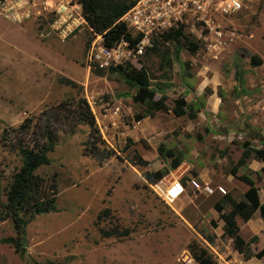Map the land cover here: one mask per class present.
<instances>
[{
  "label": "rangeland",
  "instance_id": "1",
  "mask_svg": "<svg viewBox=\"0 0 264 264\" xmlns=\"http://www.w3.org/2000/svg\"><path fill=\"white\" fill-rule=\"evenodd\" d=\"M44 1H29L18 10L17 21L0 9V135L27 117L83 96L101 139L115 154L101 164L82 155L86 125L59 132L57 146L48 154L50 164L34 172L43 190L55 183L56 212L28 222L22 259L3 242L18 235L0 205V264H198L197 255L210 264H264V257H255L264 248V230L250 234L235 215L247 242L239 253L221 220L232 208L196 217L192 212L202 213L208 201H183L194 219L188 223L175 203L166 204L150 187L153 182L145 180V174L155 172L178 177L179 169L200 175L208 187H232V197L244 200L248 186L229 171L244 150H264V0H245L240 13L209 26L183 19L169 30H179L180 36L164 40L167 32L149 35L141 54L123 58L119 65L144 67L156 97L166 96L167 112L139 120L144 107L132 101L135 89L119 75L99 70L102 76H97L87 67L86 51L92 43L98 45V35L75 15L77 28L62 39L52 27L57 0ZM186 39L197 45L195 52L186 49ZM126 45L122 47L134 46ZM251 57L260 64L252 65ZM181 99L183 116L174 109ZM173 160L180 161L177 168ZM20 162L16 150L0 143L2 188ZM240 175L253 181L264 205V163L251 154L237 168ZM4 202L2 196L0 204ZM186 253L189 260L182 261ZM248 254L252 257L246 260Z\"/></svg>",
  "mask_w": 264,
  "mask_h": 264
},
{
  "label": "trees",
  "instance_id": "2",
  "mask_svg": "<svg viewBox=\"0 0 264 264\" xmlns=\"http://www.w3.org/2000/svg\"><path fill=\"white\" fill-rule=\"evenodd\" d=\"M136 0H77L80 5L81 15L94 35L102 37V44L105 47H115L123 39L133 46L138 40L131 39L126 33V28L119 19L134 5ZM180 31H168L163 35L164 40L175 39L180 36ZM186 49L189 52H195L197 45L190 40H185ZM251 64L257 66L260 60L251 57ZM97 76H102L101 71H95ZM109 74L121 76L124 83L135 89L132 101L144 107L142 116L152 117L156 112H167L166 96L160 94L156 97L150 89L149 78L144 67L136 68L129 63L125 66L116 65L108 69ZM67 83L72 84L70 81ZM185 102L175 101L174 109L179 116L184 115L183 108ZM78 125H86L89 128L86 140L82 143V155L90 156L98 164L112 157L115 152L108 148L101 139L99 130L95 125V118L87 100L83 96L64 100L48 109L43 110L38 115L25 118L16 128L10 127L4 129L0 135V143L3 148L9 151L16 150L20 157V165L14 169L11 174L10 182L2 188V177L0 175V202L2 196L5 202L1 203L5 215L12 221L15 230H17V239L7 238L3 242L11 244L19 256L23 259L25 255L26 239L25 227L28 222L36 215L56 212L55 207V183L51 184L47 190H43L34 177V172L40 167L50 164L48 154L57 146L59 141V132L71 133ZM129 142V141H128ZM161 154V151L159 152ZM169 157L173 155L168 152ZM257 161L264 163V150H244L241 158L233 165L229 171L232 177L248 186L244 193V200L233 202L231 210L221 215L223 221V232L232 240L233 248L242 253L246 243L239 236V228L235 222V215L246 222L251 219L254 213H258L264 222V205L258 201L257 190L254 183L245 175L236 176L237 168L244 165L245 161L251 156ZM173 167L177 168L179 160H173ZM172 161V162H173ZM164 174L160 172L145 174V180L156 182ZM224 201H230L229 196H225ZM215 210L222 212L223 206L215 204ZM27 216V219L24 216ZM1 216V215H0ZM1 218V217H0ZM257 241V237H252ZM252 256L247 255L249 260ZM258 259L264 257V248L255 255ZM198 264H210L200 256L195 257ZM28 264H59L57 262L47 261L44 263L29 261Z\"/></svg>",
  "mask_w": 264,
  "mask_h": 264
},
{
  "label": "built area",
  "instance_id": "3",
  "mask_svg": "<svg viewBox=\"0 0 264 264\" xmlns=\"http://www.w3.org/2000/svg\"><path fill=\"white\" fill-rule=\"evenodd\" d=\"M29 1L31 0H1L0 9L7 18L17 21L20 18L18 10ZM43 4H47V0ZM244 7L245 0H136L119 21L131 29L139 40L131 47L132 49L122 47V45L127 46L123 39L115 47L108 48L102 44V37L97 36L98 45L94 47L95 43H92L86 51L87 67L92 70L108 71L110 67L119 65L128 55L141 54L143 44L148 42L149 35L168 32L183 19L209 26L214 24L216 19L240 13ZM52 10L54 17L52 27L62 39L71 36L77 28L79 23L75 15L83 22L81 8L77 3L60 0ZM188 183L191 191L198 194L213 195L215 192L225 194L223 188H210L198 183L193 177L188 180ZM150 187L166 204L176 202L187 192L179 177L164 176ZM189 258L190 254L186 253L182 261H188Z\"/></svg>",
  "mask_w": 264,
  "mask_h": 264
},
{
  "label": "crops",
  "instance_id": "4",
  "mask_svg": "<svg viewBox=\"0 0 264 264\" xmlns=\"http://www.w3.org/2000/svg\"><path fill=\"white\" fill-rule=\"evenodd\" d=\"M60 0H57V3H56V6L59 4ZM185 172V171H183ZM177 173H180L178 175V177L181 179V182L185 185L186 187V190L187 192L179 199L177 200L175 203L176 205V211L178 213V215L180 216V218H183V217H186V221L188 223H192L194 221L193 219V216H189V212H187L185 209H184V206L182 205L183 201H190V200H193V198H196V200H200V202H204V201H208L206 204H208V208H206L202 213H199V214H196L195 212H192L193 214H195L194 216H200V215H205L204 213L206 212H211L213 211L214 213H217V214H221L225 211V209H227L228 207L231 208V204L234 202H237L233 197H232V193H231V190L232 187L226 189L227 187H224L222 185H215V187H221L224 189L225 191V194L227 196L230 197V201H224V198H225V194H220L218 192H215L213 195H204V194H201V195H195L194 196H190L188 193L189 191H191V188L189 187V183H188V180L193 177L196 179V181L202 185H205L207 184L206 182H204V179L198 175V176H191L190 174L186 173V175H184V173L180 172L179 169L177 171ZM184 175V177H182ZM182 177V178H181ZM230 180V179H229ZM211 185H214L213 183H210ZM210 188H212L210 186ZM214 188V187H213ZM226 189V190H225ZM246 190V189H245ZM227 192V193H226ZM225 195V196H224ZM213 196V197H212ZM215 196V197H214ZM209 197H211V199H209ZM215 204H219L220 207L223 206V209H222V212L219 213L215 210L214 206ZM190 213V214H192ZM257 213H254L253 217L251 219H249L248 221L244 222L242 221L241 219V222L243 223V225H245L247 227V229L249 230L250 234L252 235H258L260 232H262L264 230V222L262 221V219L259 217H256ZM211 215V214H210ZM212 216V215H211ZM236 222V220H235ZM236 225L238 228H240V225H238V223L236 222ZM240 233H241V228L239 229V236H240ZM242 238V237H241ZM230 239V238H229ZM259 239V238H258ZM231 240V239H230ZM242 240L245 242V240L242 238ZM232 241V240H231ZM247 243V242H245Z\"/></svg>",
  "mask_w": 264,
  "mask_h": 264
},
{
  "label": "clouds",
  "instance_id": "5",
  "mask_svg": "<svg viewBox=\"0 0 264 264\" xmlns=\"http://www.w3.org/2000/svg\"><path fill=\"white\" fill-rule=\"evenodd\" d=\"M78 5H79V4H78ZM79 6H80V5H79ZM164 176H165V175H164ZM164 176H163V177H164ZM153 183H154V182H153ZM153 183H152V184H153ZM216 188H217V187H216ZM216 188H213V189H216Z\"/></svg>",
  "mask_w": 264,
  "mask_h": 264
}]
</instances>
